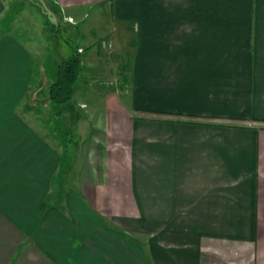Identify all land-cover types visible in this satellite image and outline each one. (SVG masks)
Instances as JSON below:
<instances>
[{
	"label": "crops",
	"instance_id": "1",
	"mask_svg": "<svg viewBox=\"0 0 264 264\" xmlns=\"http://www.w3.org/2000/svg\"><path fill=\"white\" fill-rule=\"evenodd\" d=\"M53 2L78 22L106 5L97 13L136 47L130 82L118 72L131 102L91 84L97 61L71 101L50 104L54 77L0 28V264H264V0ZM50 4L21 11L54 35ZM77 112L85 132L112 128L95 149L62 137Z\"/></svg>",
	"mask_w": 264,
	"mask_h": 264
},
{
	"label": "rangeland",
	"instance_id": "2",
	"mask_svg": "<svg viewBox=\"0 0 264 264\" xmlns=\"http://www.w3.org/2000/svg\"><path fill=\"white\" fill-rule=\"evenodd\" d=\"M31 1L35 2L36 0H28L29 3ZM6 2L8 4L7 11L0 17L1 33H6L20 43H25L29 46L31 52L35 54V62L39 59L43 62L42 64L45 66L47 79H50V75L54 77L56 63L70 56L72 53L71 45L81 46L83 47L81 60L84 70L92 66V62L94 65H97V61H100L98 72L103 77L94 75L90 79L91 84L99 87L103 91L107 90V92L117 89L118 93H121L123 104H130L131 101L128 97L131 95L128 91L130 90V74L131 68L133 67L132 59L136 47L134 43L127 45L122 40L123 36L119 35L118 37L116 35L117 25L112 22L108 23L109 17L107 14L102 15L97 13V10L101 8L106 10V5H92V9H87L82 14L83 17L81 19L84 21L79 22L76 17L69 18L67 14H63L62 12V16L58 14L56 19L53 18L54 15L52 17L47 16L49 25H58L56 26L57 30L54 32V35H51L50 33L40 32L38 27L41 25L42 19L40 18L43 17L33 5H29L24 11H21L23 9L21 4L27 2V0H6ZM74 23L77 25H74ZM80 33H85L87 39H82ZM79 52L82 53L81 51ZM95 52L97 53L94 57ZM120 71L126 75L129 82H126V78L124 80V77L119 75L118 72ZM49 82L51 81L49 80ZM120 85H123V88H120ZM33 95L42 98L39 92H35ZM86 101L88 104L94 103V100L89 97H86ZM70 106L73 107L74 105L70 104ZM95 106L98 107L99 105ZM59 109L60 111L64 110L61 107ZM82 114V112L81 114L77 112L74 130L69 125V119L67 120L68 116L63 118L66 126L61 125L62 127H60L63 134L62 137L65 143L70 144L71 148L80 150L82 145L80 138L83 134H86V139L91 138L93 141V149H95V140L99 138L107 139V136L112 133V128L106 126L105 122L103 124L99 122V124H92L90 130L85 132L83 130L84 126L82 125ZM94 118L96 119V114H93L91 120H89L93 122ZM73 135H75V138ZM114 144L115 141L113 140L112 145ZM74 178L75 175L73 176ZM102 217L106 218L105 215ZM109 224H111L110 221ZM146 234L139 232V234L134 235L136 236L134 241L139 246H145L147 244Z\"/></svg>",
	"mask_w": 264,
	"mask_h": 264
},
{
	"label": "trees",
	"instance_id": "3",
	"mask_svg": "<svg viewBox=\"0 0 264 264\" xmlns=\"http://www.w3.org/2000/svg\"><path fill=\"white\" fill-rule=\"evenodd\" d=\"M53 11L61 15V11L57 5L51 0L50 4ZM62 16V15H61ZM49 30L56 31V26L49 25ZM72 53L66 59L59 61L56 65L53 81L48 85L46 99L50 104L63 106L74 97L77 83L83 71L81 53L76 45H71ZM42 91V90H41ZM37 96V99H43ZM57 112V111H56ZM60 112V111H59ZM58 113V112H57Z\"/></svg>",
	"mask_w": 264,
	"mask_h": 264
},
{
	"label": "built area",
	"instance_id": "4",
	"mask_svg": "<svg viewBox=\"0 0 264 264\" xmlns=\"http://www.w3.org/2000/svg\"><path fill=\"white\" fill-rule=\"evenodd\" d=\"M79 51H81V49H79Z\"/></svg>",
	"mask_w": 264,
	"mask_h": 264
}]
</instances>
